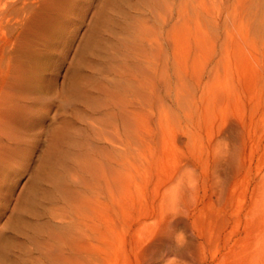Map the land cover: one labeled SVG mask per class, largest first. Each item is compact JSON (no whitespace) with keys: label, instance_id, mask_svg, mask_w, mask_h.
Here are the masks:
<instances>
[{"label":"rangeland","instance_id":"1","mask_svg":"<svg viewBox=\"0 0 264 264\" xmlns=\"http://www.w3.org/2000/svg\"><path fill=\"white\" fill-rule=\"evenodd\" d=\"M1 1L0 264H264V0Z\"/></svg>","mask_w":264,"mask_h":264},{"label":"bare ground","instance_id":"2","mask_svg":"<svg viewBox=\"0 0 264 264\" xmlns=\"http://www.w3.org/2000/svg\"><path fill=\"white\" fill-rule=\"evenodd\" d=\"M2 1H3V0H2ZM2 1H1V2H2ZM6 1H7V0L4 1V5L6 4V6H7L8 3H5ZM10 1H11V0H10ZM10 1H9V2H10ZM13 1H16V0H13ZM13 1H11L10 3H12ZM20 1H21V0H20ZM20 1H19V3H20ZM23 1H25V0H23ZM28 1H30V0H28ZM28 1H26V4H27ZM33 1H34V0H33ZM38 1H39V0H38ZM7 2H8V1H7ZM30 2H31V1H30ZM36 2H37V0H36L35 2H32V4L35 5ZM24 4H25V3H22V5H24ZM29 4L31 5V3H28V5H29ZM9 5H10V4H9ZM12 5H13V4H11V6H12ZM18 5H21V4H18ZM22 5H21V8L23 9V6H22ZM47 5H48V6H51V5H49V4H47ZM11 6H10V7H11ZM25 6H26V5H25ZM31 6H32V5H31ZM42 6H43V5H42ZM2 7H3V6L0 5L1 10L3 9ZM18 7L20 8V6H18ZM18 7H17V9H18ZM53 7H54V6H53ZM13 8H14V7H13ZM21 8H20V10L18 9L20 12L22 11ZM27 8H30V7L27 6ZM39 8H40V7H39ZM4 9H6V8H4ZM25 9H26V8H24L23 10H25ZM31 9H32V8H31ZM59 9H60V8H59ZM15 10H16V9H15ZM15 10H13V13L16 12ZM18 10H17V11H18ZM34 10H35V9H34ZM9 11H10V10H9ZM14 11H15V12H14ZM37 11H39V9H38ZM37 11H36V12H37ZM61 11H64V10L61 9ZM29 12H30V11H29ZM33 12H34V11H33ZM39 12H40V11H39ZM41 12H42V11H41ZM45 12H47V11H45ZM6 13H7V12H6ZM23 13H24V12H23ZM48 13H49V12H48ZM7 14H8V13H7ZM11 14H12V13H11ZM11 14H10V15H11ZM15 14H16V13H15ZM24 14H25V13H24ZM24 14H23V15H24ZM34 14H36V13H34ZM71 14H72V13H71ZM5 15H6V14H5ZM5 15H4V16H5ZM10 15H9V17H10ZM31 15H32V14H31ZM39 15H42V14H39ZM7 17H8V15H7ZM7 17H6V18H7ZM29 17H30V15H29ZM46 17H47V16H46ZM15 18H17V16H15ZM18 18L20 19L21 17H18ZM30 18H31V17H30ZM7 19H11V17H10V18H7ZM21 19H22V18H21ZM23 19H25V18H23ZM23 19H22V20H23ZM30 20H31V19H30ZM34 20H35V19H34ZM47 20H48V19H47ZM10 22H11V20H10ZM10 22H9V23H10ZM34 22H35V21H34ZM11 23H12V22H11ZM11 23H10V24H11ZM14 23H15V20H14ZM18 23H19V22H18ZM20 24H21V23H20ZM23 24H24V22H23ZM15 25H16V24H15ZM13 27H14V26H13ZM13 27H12V28H13ZM12 28H11V29H12ZM25 28H26V27H25ZM29 29H30V28H29ZM32 29H33V28H32ZM16 30H18V29H16ZM21 33H23V32H21ZM25 33H26V32H25ZM35 33H36V32H35ZM30 35H31V34H30ZM33 37H34V36H33ZM61 38H62V37H61ZM36 40H37V39H36ZM56 43H57V42H56ZM29 44H30V43H29ZM34 44H35V43H34ZM31 46H32V45H31ZM31 53H32V52H31ZM20 64H21V63H20ZM21 67H22V65H21ZM34 88H35V87H34ZM77 97H81V98H82V97H86V96H85V94H78ZM75 135H76V132H75V128H74V126H73L72 124H67V125H65L64 127L59 128V129L57 130V133H56V144L59 143V142H63V141L71 142L72 140H74ZM53 150H54V148H53Z\"/></svg>","mask_w":264,"mask_h":264}]
</instances>
